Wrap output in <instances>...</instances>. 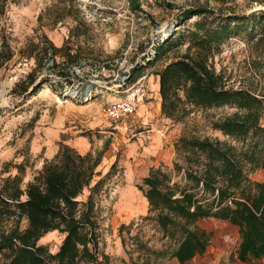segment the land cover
Here are the masks:
<instances>
[{
    "label": "rangeland",
    "instance_id": "1",
    "mask_svg": "<svg viewBox=\"0 0 264 264\" xmlns=\"http://www.w3.org/2000/svg\"><path fill=\"white\" fill-rule=\"evenodd\" d=\"M75 1L77 9L62 0H0V175L17 173L14 164L24 162V188L59 143L82 153L104 148L98 166L102 174L117 159L114 174L96 198L99 246L109 256L107 264H246L236 257L237 226L213 217L195 224L209 234L206 250L180 263L173 255L177 242L159 230L136 184L151 167H172L181 134L223 138L209 127L201 109L184 122L160 112L155 72L185 51L186 32L197 19L178 25L181 10L203 6L249 14L263 10L264 3L137 0V9L131 0ZM263 26L264 20L255 19L224 42L213 57L215 68L222 67L236 83L264 84V41L255 44ZM48 40L59 48L53 58L45 52ZM7 55L11 57L5 59ZM131 65L136 66L134 74L123 82L121 74ZM29 72L35 82L21 93ZM140 75L146 76L137 109L116 120L108 118L104 107L126 97L134 89L126 86ZM230 111L206 112L218 116ZM25 225L23 219L21 228ZM62 238L58 231L48 232L38 243L54 252ZM250 264H264V259Z\"/></svg>",
    "mask_w": 264,
    "mask_h": 264
},
{
    "label": "trees",
    "instance_id": "2",
    "mask_svg": "<svg viewBox=\"0 0 264 264\" xmlns=\"http://www.w3.org/2000/svg\"><path fill=\"white\" fill-rule=\"evenodd\" d=\"M62 1L77 9L75 0ZM131 3L140 9L137 0ZM180 13L178 25L194 16L197 19L186 32L185 51L155 72L160 112L173 122H184L195 109H201L209 127L223 138L181 134L175 142L172 167H151L136 186L159 230L177 242L173 255L180 263L206 250L209 234L195 224L201 218L213 217L237 226L240 239L236 257L250 264L264 259V181L250 177L257 169H264V84L248 80L236 83L222 67L215 68L213 57L247 24L264 20V9L226 14L197 6ZM262 31L255 44L264 41V26ZM47 47L45 52L53 58L59 48L49 40ZM135 68L131 67L127 82ZM26 78L21 93L35 82L32 72ZM40 83L30 92L34 93ZM224 107L232 111L218 116L206 112ZM103 151L82 153L59 143L54 155L43 160L24 188V162L14 164L17 173L0 175V264L108 263L109 256L99 246L96 198L114 174L117 159L102 174L98 166ZM23 219L26 225L21 228ZM53 231L63 234L54 252L38 243Z\"/></svg>",
    "mask_w": 264,
    "mask_h": 264
},
{
    "label": "built area",
    "instance_id": "3",
    "mask_svg": "<svg viewBox=\"0 0 264 264\" xmlns=\"http://www.w3.org/2000/svg\"><path fill=\"white\" fill-rule=\"evenodd\" d=\"M133 65L129 66V68L125 69L121 74L123 77V82L129 76L130 69ZM146 75L138 76L130 85L126 86V88H134L126 97L114 101L108 105H106L103 109L105 115L113 120L120 118L123 115L134 112L139 102L142 100V96L144 95V86L143 79Z\"/></svg>",
    "mask_w": 264,
    "mask_h": 264
},
{
    "label": "crops",
    "instance_id": "4",
    "mask_svg": "<svg viewBox=\"0 0 264 264\" xmlns=\"http://www.w3.org/2000/svg\"><path fill=\"white\" fill-rule=\"evenodd\" d=\"M155 87H157V89H158V82H157V84H155ZM263 115H264V113H263ZM263 125H264V122H263ZM253 176L254 177H251L253 180H256V181H264V169H257V171L253 174Z\"/></svg>",
    "mask_w": 264,
    "mask_h": 264
}]
</instances>
